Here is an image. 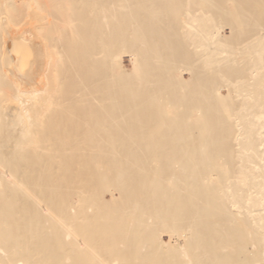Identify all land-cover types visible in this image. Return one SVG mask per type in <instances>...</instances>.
Segmentation results:
<instances>
[{
	"label": "bare ground",
	"instance_id": "1",
	"mask_svg": "<svg viewBox=\"0 0 264 264\" xmlns=\"http://www.w3.org/2000/svg\"><path fill=\"white\" fill-rule=\"evenodd\" d=\"M112 261L264 264V0H0V264Z\"/></svg>",
	"mask_w": 264,
	"mask_h": 264
},
{
	"label": "rangeland",
	"instance_id": "2",
	"mask_svg": "<svg viewBox=\"0 0 264 264\" xmlns=\"http://www.w3.org/2000/svg\"><path fill=\"white\" fill-rule=\"evenodd\" d=\"M123 63H124L125 65H127V66L129 65V61H128V58H127V57H124V58H123ZM167 239L169 240V239H170V236H168ZM112 262H113V264H116V262H114V261H112ZM112 262H111V263H112Z\"/></svg>",
	"mask_w": 264,
	"mask_h": 264
}]
</instances>
